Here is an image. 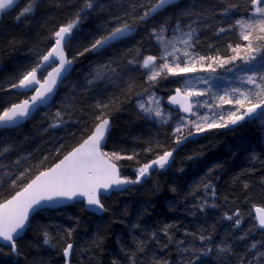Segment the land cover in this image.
I'll return each mask as SVG.
<instances>
[{
	"label": "snow or ice",
	"instance_id": "1",
	"mask_svg": "<svg viewBox=\"0 0 264 264\" xmlns=\"http://www.w3.org/2000/svg\"><path fill=\"white\" fill-rule=\"evenodd\" d=\"M38 7V0H0V21L4 15L14 14L13 18L19 24L33 17ZM113 8L117 12L110 11ZM170 8H179V15L165 18L158 25L146 29L149 40L158 50L157 54H145L142 42L137 41L136 46L123 49L121 57L97 64L84 84L73 86L72 95L75 96L78 88L100 95V85H114L117 81L125 83L127 90L131 92L135 82L131 78L125 81L124 76L128 72L139 70L147 87L136 93L137 108L144 119L154 124L171 125L175 121L171 131L173 146L165 150L159 141L155 144L147 142L148 146L143 148V153L152 155L153 158L146 162L140 161V153L135 150L127 154L123 150L104 151L112 128L110 110L118 107V98L115 96L110 97L107 102L98 99L93 105L94 126L78 147L68 152L59 163L39 171L23 186H20L21 181L30 175L31 169L25 168L18 175L16 172L21 162L30 159L31 154L9 161L8 157L15 151V146L0 139V181L6 178L11 181L10 187H19L14 195L0 202V255L20 256L17 241L30 226L34 213L56 209L66 202H83L86 210L102 214L107 211L102 203L105 195L123 193L130 186L145 183L153 172L167 170L175 162V153L179 148L194 137L220 129L235 130L242 123L254 120L264 124V0H242V4L234 0H219L215 4L200 0L198 4L197 0H191L184 7H181L180 0H109L108 3L82 0L73 17L51 32L48 37L50 47L46 51L35 53L37 59L33 66L0 78V133L19 127L41 107L50 108L79 57L89 53L102 55L108 49L127 44L135 38L141 26L147 25L150 20H155ZM98 11L107 12L105 24L89 34L88 45L82 51L78 50L74 57L69 58L71 42L78 32L83 31L82 22ZM235 15H239V18L233 20ZM218 24L225 26H217ZM213 28L217 38L222 35L237 36L238 42L227 44L231 55L222 54L218 48L214 54L207 55L196 50L200 44L199 34ZM207 47L212 52L215 45L208 44ZM124 57L131 58L125 63L122 62ZM217 68L232 73L236 86L213 88L210 84L213 76L190 75L216 73ZM161 80L179 84L174 89V94L168 96L171 107L167 111L162 107L163 98L150 91ZM198 85L208 87H197ZM29 92L32 95L29 96ZM20 96L26 98L11 102L14 97ZM71 107L72 104L68 103L58 108L52 114V122L48 128L55 129L68 123L65 116ZM198 155L200 154L196 153L186 159L192 161ZM122 159L136 162L134 178L122 175L117 163L113 162ZM250 159L257 161L259 157L253 154ZM219 167L215 165L209 168L205 178L198 181L189 193L196 197L201 188L204 191V195L198 197L192 205L191 215L218 209L219 206L215 203L216 188L211 176ZM2 186L0 183V187ZM243 186L245 189L249 187L247 183ZM252 209L255 215L252 211L248 212L247 219L251 223L246 231H241L245 215L239 207L231 212L225 211L219 217L218 222L227 221L231 224V231L220 243H215L211 233L205 235L207 230L203 228L199 235L187 230L184 233L186 237L192 236L199 240V247L185 240L175 241L172 230L176 225L166 223L157 232L148 235V240L133 235L135 249L128 251L122 247L121 251L128 264H140L138 255L145 254L148 242L157 240L159 233H163L167 237V243L162 247L166 249L168 244L175 242L182 258L181 264H204L201 257L213 252L219 264H225V258L229 262L235 258L236 264H264V206L253 204ZM139 227V224L132 225L133 230H138ZM237 231H240L238 236L235 234ZM65 232L66 237L71 238L73 229H66ZM254 233H258L260 239H251L243 253L237 254L232 240L245 242ZM42 240L44 246L55 247L53 237L47 230L43 231ZM4 248L10 251L4 252ZM73 248V243H67L63 247L65 264H69ZM13 264H18V261H13ZM112 264L120 262L114 259ZM151 264H169V261L153 257Z\"/></svg>",
	"mask_w": 264,
	"mask_h": 264
},
{
	"label": "trees",
	"instance_id": "2",
	"mask_svg": "<svg viewBox=\"0 0 264 264\" xmlns=\"http://www.w3.org/2000/svg\"><path fill=\"white\" fill-rule=\"evenodd\" d=\"M38 2L39 7L34 16L28 20L17 24L13 18L14 14H8L0 21V30H2L0 31V78L33 66L37 59L35 53L40 50L46 51L47 47H50L48 37L51 32L73 17L82 0H38ZM101 2L108 3L109 0H101ZM204 2L215 4L219 0H204ZM234 2L242 4V0H234ZM190 3L191 0L180 1L181 7ZM197 3L199 4L200 0H197ZM72 4L76 7H69ZM110 11L117 12V9L113 8ZM179 12V8H170L155 20H150L147 25L141 26L135 38L125 45L108 49L102 55L89 53L79 57L50 108H41L19 127L0 133V139L15 146V151L8 157L9 161L17 159L18 156L27 157L29 153L31 154V158L22 161L16 172L18 175L19 171L25 168L31 169L30 175L21 181L20 186L27 183L39 171L55 164L90 133L89 129L94 126L93 105L98 99L107 102L112 96L118 98V107L110 110L112 128L104 151L123 150L127 154L135 150L140 153V161L146 162L153 158L152 155L143 153V148L148 146L147 142L151 141L155 144L159 141L164 145L165 150L173 146L171 131L175 121L171 125L154 124L144 119L137 108L136 93L142 92L147 87L139 70L128 72L124 76L125 81L131 78L135 82L131 92L121 81H117L114 85L107 83L100 85L102 90L100 95L96 92L88 93L82 88L76 90L75 96L72 92L74 85H82L86 82V78L97 64L104 63L110 58L121 57L122 50L136 46L137 41L142 42L145 54H157L158 50L149 40L146 29L158 25L165 18L178 16ZM237 18L239 15L233 16V20ZM107 19V12L98 11L82 22L83 31L78 32L71 42L69 58L74 57L78 50L82 51L83 47L88 45L89 34L104 25ZM214 32L215 28L200 33V44L196 50L202 55H207L214 54L215 49L218 48L222 54L231 55L232 53L227 50V44L238 42L237 36L232 34L217 38ZM208 44L215 45L212 52H209ZM129 58L131 57H124L122 62L126 63ZM176 87H179L178 83L161 80L158 85L150 89L158 97L163 98L162 107L165 111L169 110V107L165 106L164 99ZM24 98L26 97H14L11 102H18L19 99ZM68 103L72 104L69 113L65 116V120L69 122L59 128H48L52 122V114ZM46 113L47 118H45ZM196 153L200 154L196 159L192 161L186 159ZM253 154L259 157L257 161L250 159ZM115 162L119 165L122 175L134 178V169L137 167L135 161L122 159ZM215 165L220 167L214 170L211 180L216 188L215 203L219 207L216 210L208 209L204 213L197 212L191 215L192 205L196 203L198 197L204 195V191L201 188L196 197L189 193L193 191L198 181L205 178L207 170ZM262 180H264V124L261 121L244 122L235 130L220 129L204 133L180 147L175 153V162L167 170L153 172L145 183L130 186L123 193L117 192L103 197L102 203L107 211L102 215L89 212L82 202L34 213L24 236L17 241L20 256L0 255V264H13V261H18V264H63L62 249L70 242L74 244L70 254L71 264H112L114 259H118L120 264H128L121 248L128 251L135 249L133 235L148 240V235L157 232L166 223L176 225L172 230L175 241L185 240L199 247L201 243L199 240H195L192 236L186 237L184 233L187 230L199 235L203 228L207 230L204 232L205 235L211 233L215 243H220L231 231L229 222H218L225 211L231 212L239 207L245 215L241 231H246L250 227L251 221L247 219V214L253 210L252 205L264 206ZM0 183L3 184L0 187V202L19 190V187L15 189L10 187L11 181L6 178ZM245 183L249 185L247 189L243 186ZM252 214L254 215L253 212ZM133 224H139V229L133 230ZM69 228L73 229L71 238L66 237L65 230ZM45 230L52 235V243L55 247L43 245L42 233ZM235 234L240 235V231ZM62 236L65 238L61 239ZM251 239L259 240L260 236L254 233L245 242L232 240L235 252L242 254ZM165 243L167 237L163 233H159L157 240L149 241L147 252L137 257L140 264H151L153 257L167 260L169 264H181L182 258L176 243L168 244L166 249L162 247ZM3 251L8 252L10 249L4 248ZM201 259L204 264H219L215 252ZM225 264H236L235 258L231 262L225 258Z\"/></svg>",
	"mask_w": 264,
	"mask_h": 264
},
{
	"label": "rangeland",
	"instance_id": "3",
	"mask_svg": "<svg viewBox=\"0 0 264 264\" xmlns=\"http://www.w3.org/2000/svg\"><path fill=\"white\" fill-rule=\"evenodd\" d=\"M193 76L205 77L208 75L213 76V79L210 81V84L213 88H225L229 86H236V81L234 80L232 73H227L224 69L217 68L216 73H193L190 74ZM197 87H208V85H198ZM147 100V97H145Z\"/></svg>",
	"mask_w": 264,
	"mask_h": 264
},
{
	"label": "water",
	"instance_id": "4",
	"mask_svg": "<svg viewBox=\"0 0 264 264\" xmlns=\"http://www.w3.org/2000/svg\"><path fill=\"white\" fill-rule=\"evenodd\" d=\"M180 1H182V0H180ZM50 70H51V69H49V71H50ZM46 74H47V73L45 72V75H46ZM174 89H175V88H174ZM174 89H173V90H174ZM173 94H174V91L171 92L170 94H168L167 97L164 99V103H165V106H166L167 108H168V107H169V108L171 107V106L169 105V103H168V96H169V95H173ZM30 95H32L31 92H29V96H30ZM41 108H43V107H41ZM41 108H40V109H41ZM28 120H29V119H28ZM25 122H26V121H25ZM23 123H24V122H23ZM89 134H90V133H89ZM86 138H87V136H86L84 139H86ZM84 139H83V140H84ZM83 140H82L80 143H82ZM80 143H78L75 147H73L72 149H70L69 151H67V153H66L65 155H67L68 152L72 151L74 148L78 147ZM65 155H64V156H65ZM64 156H63L62 158H60L59 160H57V161L55 162V164H56V163H59V161L62 160V159L64 158ZM113 162H115V161H113ZM115 163H116V162H115ZM55 164H53V165H55ZM53 165H52V166H53ZM117 165H118V164H117ZM52 166H50V167H52ZM50 167H48V168H50ZM118 168H119V170H120L119 165H118ZM45 169H46V168H45ZM38 173H39V172H38ZM38 173H37V174H38ZM120 173H121V172H120ZM37 174H35V175H37ZM121 174H122V173H121ZM34 177H35V176H34ZM34 177H33V178H34ZM14 194H15V193H14ZM14 194H12V195H14ZM108 196H109V195H105L104 197H108ZM9 198H10V197H9ZM2 202H3V201H2ZM73 203H75V202H66L65 204H63V205H61V206H59V207L68 206V205L73 204ZM79 203H80V202H79ZM82 203H83V202H82ZM83 205H84V208L86 209V207H85V203H83ZM258 206H259V205H258ZM56 209H57V208H56ZM52 210H55V209H52ZM89 212H91V211H89ZM252 212H253L254 215H255L254 210H252ZM91 213H93V212H91ZM94 214H96V213H94ZM102 214H103V213H102ZM102 214H96V215H102ZM33 215H34V214H33ZM33 215H32V216H33ZM32 216H31V217H32ZM25 231H26V230H25ZM25 231H24V232H25ZM24 232L22 233L21 237L24 236V234H25ZM21 237H20V238H21ZM62 255H63V252H62ZM70 260H71V255L69 256V264H71V263H70ZM63 264H65V261L63 262Z\"/></svg>",
	"mask_w": 264,
	"mask_h": 264
},
{
	"label": "bare ground",
	"instance_id": "5",
	"mask_svg": "<svg viewBox=\"0 0 264 264\" xmlns=\"http://www.w3.org/2000/svg\"><path fill=\"white\" fill-rule=\"evenodd\" d=\"M71 243V242H70Z\"/></svg>",
	"mask_w": 264,
	"mask_h": 264
}]
</instances>
